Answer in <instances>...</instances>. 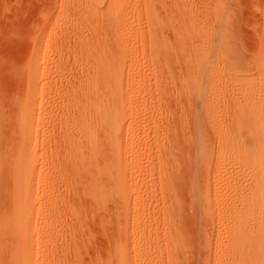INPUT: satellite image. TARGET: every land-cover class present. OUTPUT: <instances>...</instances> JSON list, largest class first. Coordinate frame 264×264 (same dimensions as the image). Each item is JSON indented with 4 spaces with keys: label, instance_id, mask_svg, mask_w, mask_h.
Listing matches in <instances>:
<instances>
[{
    "label": "rangeland",
    "instance_id": "1",
    "mask_svg": "<svg viewBox=\"0 0 264 264\" xmlns=\"http://www.w3.org/2000/svg\"><path fill=\"white\" fill-rule=\"evenodd\" d=\"M119 1L117 2L118 5L114 6L118 10L121 9L125 13L133 11L142 14L140 26L146 36L149 34V28H147L149 24H147L148 19L146 18L148 16L145 15L147 13L146 7L152 5L157 23H159V26H163L164 30L167 28L163 31V27H159L158 30H161L158 32H161L160 35L162 36L165 33L167 39L170 42L173 41L172 43L178 48L180 43H176L174 33H172L174 30L171 29L172 31H170L169 28L176 25V23L179 24L184 19L188 29L190 28L192 31L189 36V38L191 36L192 38L187 39L184 47L187 58H182L180 65L169 64L167 70L163 66H157L159 67L156 70L159 74L157 79H154L155 77L146 78V76L152 77L154 70L151 68L152 65L148 59L142 61L144 66L142 73L146 78L142 80L144 82H142L144 84L142 86L143 88L146 87L145 90L147 94L149 93L145 97L149 113L148 118L140 117L138 121L142 126L141 131H144V127V134L146 135L140 142L133 139L129 140V145L143 156L141 158L151 156L149 162L143 165V188L140 199L136 201V198H133L132 203L129 205L130 211H127L125 204L114 206L111 202H109L106 212L97 211L92 201L85 196L83 188L81 189L80 186H75L72 183L77 173L75 174L76 170L73 168V171L71 168L70 172L73 171V173H70L72 174L70 177L72 179L68 176L70 184L66 183L68 180L65 181L66 184L62 181H60L61 183L57 182L58 187L61 186L58 188L61 192L57 191V194L60 201L63 204L65 203L61 208L62 213L65 215L62 214L63 222L61 221L59 228H57L60 240L53 250L51 248L52 252L50 250L49 264H120L117 263L118 261L113 255L115 249L112 247L121 238V234H118L120 227L117 226L124 225V215H130L132 219L125 228L129 230L128 246L132 264H209L210 254L205 242L206 239L215 241L217 231L215 229V233L211 224L206 222L204 213L207 212L206 210L216 213L214 207L219 201L213 199L208 205L203 204L201 188L205 187V182L204 179L199 178V173H194L195 168L192 161L195 160V164H197L199 158V156L194 155V151L197 154L199 152L200 134L211 142L216 141L217 138L216 131L211 125L204 122L200 128L199 123L194 122V114L202 120L207 119L208 116L205 108H203L204 106L198 103L200 98L196 94L192 83L195 78L199 77L197 64L201 61H214L220 57L223 64L217 69L219 75H223V77L216 84L219 88V96L227 98V101L224 99L223 103L224 112L220 114L224 116H222L223 118L227 115L226 119L228 117L227 121L229 120L228 129L223 126L222 130L226 134H235L239 141L244 142L246 146L253 147L258 143L256 133L254 131L250 132L241 123L242 116L248 110L246 104L241 103V101L234 102L230 96L227 97V94H225L227 90L225 91V89L228 83L227 78L234 73H241V69L232 68L230 64L234 59L236 62L244 60L247 64L246 71L250 75L256 72L257 59L264 44V0H123L120 4ZM87 3L88 0H0V192L3 191L2 194H5L4 190L6 189L4 188H7L15 177L13 167L8 162L5 163V160L7 161L8 156H14L19 151L22 117L25 107L30 101V91L37 84L35 99L37 109L40 102L43 107H41V110L39 107L36 113L40 115L36 114V116L41 119L45 117L43 114H46L50 108L56 105V102L59 106L64 105L63 108L65 106L69 107L67 103L71 99L69 95L72 90H69L72 85L74 86L73 89L81 87L80 84H82V87L87 86L83 85L84 82L81 79L83 68L87 70V66L78 57L74 46L75 41H73L76 40V34L78 33L77 25L79 24L77 22H81L82 19L88 17V19H84L85 21L88 20V24H85L82 34L89 46L94 44L89 28L100 27L105 23L104 20L101 21L99 16L95 15V12L92 13L91 11L89 13L86 10ZM63 6L67 9L59 15L60 8L62 7L61 11L64 10ZM108 7H101L100 10L106 12L109 10ZM52 14L54 15L49 19ZM184 23H180V27ZM43 31L46 33L43 34ZM193 32L199 33L198 37H195L196 39L193 37L196 36ZM148 37L150 38L149 35ZM43 43L52 47L51 49L54 52L51 54L52 50L50 52L41 51L39 54L42 61L41 64H38V67H41L43 61L48 62L47 69L43 70L44 77L39 83L38 78L28 77L27 69L35 48L40 47ZM62 43H65L64 47ZM59 44L61 45L59 46ZM66 44L68 45L66 46ZM57 47L61 49L62 54L63 51L66 54H60L62 56L57 57L54 54ZM61 47L65 48L66 51ZM60 57L64 58V61L61 60L63 63L60 62L61 65L59 63ZM191 64L193 67L192 70H189ZM163 71H166V73L163 74ZM52 79L53 82L50 85ZM161 82H164V84ZM157 83H160L159 86L163 87L162 89L159 87L160 92L157 88L158 85H155ZM46 85L47 87H45ZM66 85L69 86L66 87ZM150 85L153 86L151 94L149 92ZM54 87L56 88L54 89ZM48 88L51 89V92H54H52L53 95L55 94L54 96L51 94L53 98L49 97L51 96L49 93L47 94L50 91L46 90ZM62 88L63 91H61ZM204 90L203 101H205L209 91L208 79H205ZM65 91H69V94L67 93V95ZM43 92L47 95L42 96ZM64 95L67 97L65 98ZM45 97L46 101L47 99L53 100L51 103L54 102L55 105H49L47 101V106L49 105L50 108L46 109L47 106H44L46 103ZM140 97L135 98L134 102L141 100ZM220 97L217 95L215 100ZM65 99L68 101H65L66 104L63 102ZM71 102L72 100L68 104L72 107ZM225 102H227L226 105ZM43 108L47 111H44ZM58 109L59 107L55 106L54 109L48 111L50 117L46 116L50 122L53 121V124L56 123L57 119L61 122L63 116H67L74 108H70V111L67 109L69 111H67V114L64 111L63 116L61 115L62 111L58 113ZM51 111L57 112L58 117L55 116L50 119L52 115H55L54 113L51 114ZM75 111L72 110L73 113L70 112L69 114L73 117V122L70 117L71 120L65 117L66 120L69 119L70 124L69 121H67L68 123L66 120L65 123L62 121L65 126L73 125L75 119L79 118ZM121 114L125 122L124 130L126 132L129 120H134L136 115L129 108H124ZM59 122L56 126L60 129ZM152 126H155V128H152ZM136 130L135 126L131 129V133ZM215 149L212 148L209 152L217 156ZM151 152L153 153L151 154ZM230 156H234L235 160H241L245 154L240 147ZM61 162L64 166L63 159ZM174 162H178L177 168L179 170L174 179V185L177 187L174 186L175 192L172 193V191L169 192L168 186L166 187L168 185L166 182L168 181L167 176L171 175L170 172L174 168L172 167ZM165 169L170 170L167 172L169 173L167 176H165ZM195 178L198 181L197 188H194L193 185ZM3 198L5 197L3 196ZM2 199L0 200V208L2 204L5 205V201H2ZM44 202H49V200L43 198V205ZM209 205L210 210L208 209ZM218 206L222 209L224 205L218 204ZM43 208L42 215L44 211L49 214L51 208H53L52 203L43 206ZM63 208L66 211L63 212ZM114 208L115 210H113ZM109 209H111V212ZM222 210L219 212H222ZM122 215L124 218H122ZM135 216L140 218V223L141 218L144 217L141 228H136L137 231L134 230L133 225ZM119 218L122 219L117 220ZM38 225L39 228L34 234L37 237L42 236L48 230L42 216L38 219ZM133 231L137 233L135 237ZM113 232L114 234H112ZM2 241L1 239V246L4 243H9L11 247H14L18 240L13 234L10 239L8 237L7 241ZM222 241L225 242V240ZM34 246L36 250L31 264H41V261L45 258L43 256L45 244L36 242ZM39 248H41L40 251ZM0 257V264H8V258L4 253Z\"/></svg>",
    "mask_w": 264,
    "mask_h": 264
},
{
    "label": "bare ground",
    "instance_id": "2",
    "mask_svg": "<svg viewBox=\"0 0 264 264\" xmlns=\"http://www.w3.org/2000/svg\"><path fill=\"white\" fill-rule=\"evenodd\" d=\"M121 1L123 0H120L119 4ZM117 2L118 0H88L86 10L89 13L91 11L92 13L95 12L96 14H94L99 16L101 21H105L100 27L89 28L90 36L94 39L92 46H89L82 34L85 24H88V20L85 21L88 17L84 18L85 20L82 19L81 22L78 21L80 23L77 22L79 24L77 25L78 33L76 32V40H73L75 45H73L76 47L78 57L87 66V70L83 68V73H81L83 85L87 86L82 87V84H80L81 87L73 89L74 86L72 85L71 89H68L69 91L72 90L69 95L70 101L72 100V107L68 104L70 101L68 102L66 99L63 101L65 104L68 102L67 105L69 107H64L66 109L63 108L64 105L59 106L57 102L56 105L54 102L52 104L53 100L47 99L49 105L52 104L59 107L58 113L62 111V116L64 111L67 114L70 108H74L72 109L74 111L76 109L75 112L79 116L78 119H75L76 123L64 125L65 117H70L72 120L69 119L73 122V117L69 115L72 110L68 111L67 116H63L64 120L60 116L64 123L61 120V122L58 121L57 112L51 111V114L54 113L55 115H52L53 117L51 116L50 119L57 116V121H55L60 123V129L56 126L58 123L53 124V121L50 122L47 119L50 117L48 115L50 112L48 111L54 109L55 106H52L53 108H50L49 105L47 106L46 97L44 98L46 101L44 106H47L46 109H50L47 111L43 108L48 113L43 114L45 115L43 117L44 120L43 118H41L42 120L38 119L36 112L39 107L41 110L43 106L40 102L37 109L35 100L37 84L30 91V101L27 103L22 117L19 151L14 156H8L7 161L5 160V163L8 162L13 167L15 177L7 188L3 187L6 189L4 190L5 194L1 193L3 191L0 192V198L5 197L2 199V201H5V205L2 204L0 208V241L1 239L7 241L8 237L10 239L13 234L18 240L14 247H11L9 243H4L3 246L0 245V256L4 253L8 258V264H31L36 250L34 246L36 242L45 244L43 249L45 258L41 261V264H49V254L60 240L57 228H59L62 214H64L61 208L65 205V203L63 204L60 201L57 194L58 188L61 187H58L59 184L57 182L61 183L60 181H62L65 183L72 175L70 173H73V168L76 170L75 174H77L76 177L73 174L75 178L72 183L75 186H80L81 189L83 188L85 196L92 201L97 211L106 212L109 202L113 203L112 205L114 206L125 204L127 211H130L129 205L132 203L133 198L138 201L140 196H142L143 165L149 162L151 156L141 158L143 156L129 145L130 139L140 142L146 135L144 134V127V131H141L142 126L138 121L140 117L145 119L149 113L145 98L149 93L147 94L146 87L143 88L144 82L142 80L153 77L157 79V76L159 77L156 71L159 69L157 66H163L167 70L169 64L180 65L182 58H187L184 47L192 31L190 28L189 31L184 19L180 23L183 24L185 22V26L180 27V23H176V25L168 27L170 31L174 30L172 32L174 33V39H176V43H180L178 48L172 43L173 41L170 42L167 39L165 33H163L164 38V36L160 35L161 32H158L161 30H158V28L163 26H159V23H157V17H155L153 6L151 5L146 7L147 13H145L148 16L145 17L148 19L147 24H149V27H147L149 28V38L148 35H144L140 26L142 14L133 11L125 13L121 9L118 10L114 7ZM105 6H109V10L106 12L101 11V7ZM61 8L58 12L59 15L67 9L63 6L64 10L61 11ZM53 15H50L49 19ZM162 29L163 31L167 30V28L164 30V27ZM45 33L43 31V34ZM193 33L196 34V36H193L196 39L195 37H198L199 33ZM191 38L192 36L189 39ZM69 42L71 43L72 41ZM64 44L62 43L63 47L65 46ZM58 47L57 50L54 49L56 50L54 54L57 57L65 53L63 51L62 54L61 49H58ZM63 47L61 48L66 51ZM51 48L48 45H44V43L40 47L35 48L27 69L28 77L38 78L40 83L44 77L43 70L47 69L48 62L43 61L41 67H38V64H41L42 61V57L39 54L41 51L50 52ZM53 52L52 50L51 54ZM61 58L60 60L58 59L59 63L64 59ZM145 59L150 61L151 68L154 70L152 77L146 76L145 78L142 73L144 67L142 61H146ZM221 64L223 62L220 57L214 61H201L196 66L199 68V77L195 78L192 83L196 94L200 98L198 103L204 106L203 108H205L208 116L207 119L202 120L193 113L194 122L199 123L200 128L204 122L211 125L216 131L217 138L216 141L211 142L200 134L198 142L200 144L199 152L197 154L194 151V155L199 156V158L197 164H195V160L192 161L195 168L194 173H199V178L204 179L205 182L204 189L201 188L203 204L208 205L213 199L219 201L214 207L216 213H211L208 210L204 213L206 222L211 224L214 232L215 229L217 231L215 241L206 239L205 242L210 254L208 262L209 264H264V44L257 59L256 72L253 75L246 71L247 64L244 60L236 62L234 59L233 62L231 61L232 68L241 69V73L230 75L227 78L228 83L225 89V91L227 90L225 93L227 97L230 96L234 102L241 101V103L246 104L248 110L242 116L241 123L250 132L254 131L256 133L259 141L253 147L246 146L244 142L239 141L235 134H226L222 130L223 126L228 129L229 120L227 121L228 117L226 119L227 115L225 118H223V115V117L221 116L224 112V99L227 101V98L219 96V88L216 84L223 77V75H219L217 69ZM192 67L193 65L191 64L189 70H192ZM164 72L166 73V71H163V74H165ZM205 79H208L209 91L205 101H203ZM52 82L53 79L50 81V85ZM155 85H158L157 88L160 92L159 85L161 84L157 83ZM68 86L66 85V87ZM49 88L46 89L50 90L47 94L53 95L54 92L52 91V93ZM152 88L153 86L149 87L150 94ZM160 88L162 89L163 87ZM63 90L62 88L61 91ZM69 91H65L66 94H69ZM44 95L43 92L42 96ZM52 95L49 97H52ZM65 95L64 97L66 98L67 96ZM217 95L220 98L215 100ZM137 97H140L141 100L134 102ZM226 104L227 102H225ZM60 107L63 109L61 110ZM124 108H129L136 115L134 120H129L126 132L124 130L125 122L121 114ZM47 115L48 117H46ZM135 126L137 130L131 133V129ZM152 128H155V126H152ZM240 147L243 149L245 156L241 160H235V157L230 155ZM212 148H216L217 156H214L213 153L210 154L209 151ZM62 159L65 162L64 166L61 162ZM177 164L178 162H174V165H171L174 168L170 172V176L167 173L171 170L170 168V170L167 169L168 171L165 169L167 174L163 172L165 176L168 175V181L166 182L168 185L166 187L168 186L169 192L172 191V193L175 192L174 179L179 170ZM71 168L72 172H70ZM197 182V178H195L194 188H197ZM66 183L70 184V180ZM43 198H46L49 202H44L45 204L43 205ZM51 203L53 206L52 210L50 209L51 212L48 214L44 211L42 215L43 206L51 205ZM218 204L224 205L222 207L223 210ZM208 209H211L210 205ZM109 210L111 212V209ZM221 210L222 212H219ZM64 211L66 210L63 208ZM64 215L63 217L65 218ZM41 216L48 230L42 236L37 237L34 234L39 228L38 219ZM124 216V225L117 226L120 227L118 230L121 233L118 232V234H121V238L112 247L115 249V254L113 255L118 261L117 263L132 264L128 246L129 230L125 229L132 219L130 215ZM124 216L122 215V218ZM143 219L141 218V223ZM141 223L140 218L135 216L133 220L135 231L141 228ZM135 231H133L134 237L137 234ZM222 240H225V242ZM40 250L41 248H39Z\"/></svg>",
    "mask_w": 264,
    "mask_h": 264
}]
</instances>
